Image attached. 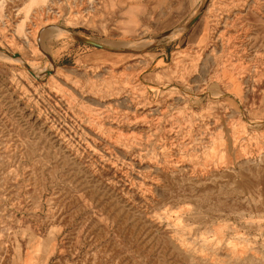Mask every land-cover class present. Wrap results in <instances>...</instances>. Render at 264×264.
<instances>
[{
    "label": "rangeland",
    "instance_id": "obj_1",
    "mask_svg": "<svg viewBox=\"0 0 264 264\" xmlns=\"http://www.w3.org/2000/svg\"><path fill=\"white\" fill-rule=\"evenodd\" d=\"M0 264H264V0H0Z\"/></svg>",
    "mask_w": 264,
    "mask_h": 264
},
{
    "label": "water",
    "instance_id": "obj_2",
    "mask_svg": "<svg viewBox=\"0 0 264 264\" xmlns=\"http://www.w3.org/2000/svg\"><path fill=\"white\" fill-rule=\"evenodd\" d=\"M75 38L81 42H84V43H87V44H91V45H94V46H97V47H102V45L94 40H91V39H88V38H84V37H81V36H78L76 35ZM50 71H46V73H49Z\"/></svg>",
    "mask_w": 264,
    "mask_h": 264
},
{
    "label": "bare ground",
    "instance_id": "obj_3",
    "mask_svg": "<svg viewBox=\"0 0 264 264\" xmlns=\"http://www.w3.org/2000/svg\"><path fill=\"white\" fill-rule=\"evenodd\" d=\"M55 30H57L58 31V33L59 32H69L68 30H66V29H64V28H62V27H56V28H54ZM51 30V29H50ZM53 30V29H52Z\"/></svg>",
    "mask_w": 264,
    "mask_h": 264
},
{
    "label": "crops",
    "instance_id": "obj_4",
    "mask_svg": "<svg viewBox=\"0 0 264 264\" xmlns=\"http://www.w3.org/2000/svg\"><path fill=\"white\" fill-rule=\"evenodd\" d=\"M181 26V25H180ZM179 31V30H178Z\"/></svg>",
    "mask_w": 264,
    "mask_h": 264
}]
</instances>
